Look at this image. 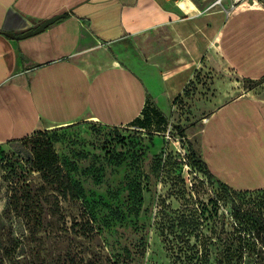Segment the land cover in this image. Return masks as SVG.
Returning a JSON list of instances; mask_svg holds the SVG:
<instances>
[{"label":"rangeland","instance_id":"1","mask_svg":"<svg viewBox=\"0 0 264 264\" xmlns=\"http://www.w3.org/2000/svg\"><path fill=\"white\" fill-rule=\"evenodd\" d=\"M244 93L264 98V80L239 77L214 53L168 122L113 127L85 119L0 143V247L8 263L200 264L190 245L201 243L206 264L238 250L242 263L264 264L253 226L264 223V190L226 191L191 159L186 165L198 118ZM48 142L58 175L37 168L36 152ZM236 205L247 222L235 218Z\"/></svg>","mask_w":264,"mask_h":264},{"label":"crops","instance_id":"2","mask_svg":"<svg viewBox=\"0 0 264 264\" xmlns=\"http://www.w3.org/2000/svg\"><path fill=\"white\" fill-rule=\"evenodd\" d=\"M244 4L0 0V143L85 119L126 126L148 100L168 115L214 53L241 78L264 77V5ZM197 123L216 178L264 188V98L235 96Z\"/></svg>","mask_w":264,"mask_h":264},{"label":"trees","instance_id":"3","mask_svg":"<svg viewBox=\"0 0 264 264\" xmlns=\"http://www.w3.org/2000/svg\"><path fill=\"white\" fill-rule=\"evenodd\" d=\"M66 16H67V14L55 17L51 21L47 22L45 24V27L51 25L52 23L66 17ZM36 31H37V29H34L31 33L36 32ZM197 74H196V77H197ZM245 79H247V78H245ZM248 80H264V77H262L260 79H248ZM193 82L194 81H192L191 84ZM186 91H185V94H186ZM184 95L178 97L175 100L174 103H175L176 107L178 105L177 103L179 102L180 98L184 97ZM154 119H156L157 121L160 120V121L168 122V117L156 105H153L151 103V101L148 100L147 104L145 105V107L143 109L142 115L140 117H137L134 121H132L130 123V125H139L140 127L146 128L149 125H152ZM71 125H73V124H70L67 126H71ZM108 126H111V125H108ZM113 127H122V126H113ZM37 133H39V131H37L31 135L22 137V138L11 139V140L7 141L6 143L23 141L24 139L33 137ZM181 136H186L183 131L181 133ZM35 158H36V164H37L38 170L46 171L48 173H52V174H56V175H58L61 172L60 166L58 164V156L54 152V150H53L52 146L49 144V142H48V145L46 147L40 148L36 152ZM187 159H188V161L186 162V165L190 164V162L192 160V163H191L192 165H199L200 168H203L205 174L208 177H210L212 180H215L226 191H230V190L238 191V190L232 189L230 186H228L227 184L222 182L220 179L215 177V175L210 171L207 163L205 162V160L203 159L201 154L198 152L197 149H195L192 146V144H190V153H189ZM62 184H64V187H65L63 189L64 191L66 190V188H69V187L71 190H73L72 186L69 183L63 182ZM263 190H264V188L256 189V190H239L238 192H257V191H263ZM236 209L239 213H235V218L239 222L240 221L241 222L242 221L247 222L240 215V212H241L240 207H237V205H236ZM255 222H256L255 224L253 222V226H254V228L258 229L256 234L258 235V238L261 239V241L264 243V223H262V221L260 222L259 219H256ZM201 246H202L201 243L190 245L191 248H196V250L190 252V256L192 257V259L196 258L197 261H201L200 264H206V261L209 260L210 256L207 252L203 253L202 256L199 255ZM258 256L260 257L261 261H264L263 249H261L258 252ZM243 257H244V253L242 250L233 251L231 253H228V255L226 257L221 258L220 262L218 264H244V263H242ZM9 261H10V257H9L8 251L5 248L2 249L0 247V264H9L8 263Z\"/></svg>","mask_w":264,"mask_h":264}]
</instances>
